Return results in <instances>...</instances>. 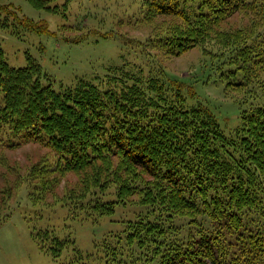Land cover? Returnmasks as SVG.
<instances>
[{
    "label": "trees",
    "instance_id": "1",
    "mask_svg": "<svg viewBox=\"0 0 264 264\" xmlns=\"http://www.w3.org/2000/svg\"><path fill=\"white\" fill-rule=\"evenodd\" d=\"M28 1L67 17L69 0ZM237 11L252 17L242 33L214 34ZM131 16L129 26L150 28L131 45L146 68L124 61L94 81L55 86L29 53L25 67L13 68L0 47V150L37 144L54 153L59 170L86 172L71 207L85 220L133 198L143 209L94 260L54 230L40 231L36 244L58 264H264V0H142ZM158 16L176 23L152 25ZM45 25L0 5V30L16 38L47 34ZM208 34L216 48L204 50ZM196 47L226 94L242 93L240 123L229 132L158 61Z\"/></svg>",
    "mask_w": 264,
    "mask_h": 264
},
{
    "label": "rangeland",
    "instance_id": "2",
    "mask_svg": "<svg viewBox=\"0 0 264 264\" xmlns=\"http://www.w3.org/2000/svg\"><path fill=\"white\" fill-rule=\"evenodd\" d=\"M65 1L56 2L62 5ZM139 1L142 0H69L65 10L67 17H63L37 10L28 0H0V5L9 6L29 20L44 21L49 29L42 35L22 32L19 38L0 30V47L6 62L13 68L25 67V54L29 53L55 86L71 85L77 78L94 81L96 77H104L109 67L124 61H135L146 68V60L139 52L132 51L131 45L144 41L150 28L125 23L129 16L132 19ZM251 21L250 15L237 11L211 29L218 35L229 36L230 33L226 34L229 30L240 35L242 27ZM151 23L165 28L176 22L158 16ZM262 29L253 27L255 37ZM207 37L209 41L203 44L204 50L216 48L212 44L213 35ZM202 50L196 47L178 57L158 56V61L166 77L192 89L195 99L206 105L221 127L229 132L240 123L242 106L237 99L242 98V93L226 94ZM261 92H264L263 84ZM83 174L59 170L54 153L37 144L0 150V264H58L49 253L41 251L34 240L36 235L41 240L43 230H54L59 238L70 235L82 253H94L92 260L99 257L100 248L107 240H112L113 235L125 234L127 222H132L136 214L143 211L136 198L129 204L116 206L113 214L96 222L85 220L82 214L73 215L71 207L83 191L80 181ZM87 175L86 179L88 171ZM69 252L70 247L64 250L63 260ZM62 259L60 263H65L67 258ZM140 261L144 260H137Z\"/></svg>",
    "mask_w": 264,
    "mask_h": 264
}]
</instances>
